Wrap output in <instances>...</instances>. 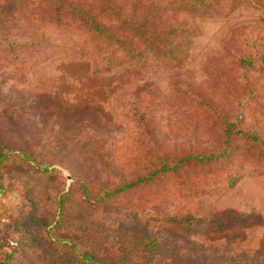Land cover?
I'll return each mask as SVG.
<instances>
[{"label": "rangeland", "instance_id": "obj_1", "mask_svg": "<svg viewBox=\"0 0 264 264\" xmlns=\"http://www.w3.org/2000/svg\"><path fill=\"white\" fill-rule=\"evenodd\" d=\"M106 1L68 0L104 9L92 42L56 2L0 0V264H264V5L143 39L136 0Z\"/></svg>", "mask_w": 264, "mask_h": 264}, {"label": "trees", "instance_id": "obj_2", "mask_svg": "<svg viewBox=\"0 0 264 264\" xmlns=\"http://www.w3.org/2000/svg\"><path fill=\"white\" fill-rule=\"evenodd\" d=\"M94 4H96V7L100 4L106 5L108 1L106 0H92ZM148 0H136V32L137 34L141 29L144 30L142 33V38L143 39H150V35H154L155 31L152 29V27L155 26V24H167L169 25V28H173L169 22L174 18V16L178 13H185L188 15H204V14H209L208 12L211 13H216L218 12L217 10V5L221 2V0H167L164 2L163 0L159 1L160 4L157 6H146L144 5V2ZM52 2H56V5H52L53 7L51 8L52 13L55 15V18H58L61 15H64L68 13L71 18L75 19L77 22L80 24L79 27L85 31L89 37V39L93 41H100V40H107L108 38H111V34L106 31L104 28L103 24L101 21L98 19V16H100L103 12L104 9H101L99 7L97 9V12L94 13L92 12V8H88L86 10L82 9V7L79 4H70L68 3V0H50V4ZM249 0H232L230 3L229 7L227 5H221L220 7L228 8V11H233L237 8L238 5L240 4H247L249 3ZM163 3L170 5V8L167 10L172 11L171 14L172 16L168 18L165 16V10H166V5H163ZM152 4V3H151ZM254 5H264V0H253ZM153 5V4H152ZM50 7V6H49ZM108 8V7H106ZM159 8H161L159 10ZM222 9V10H223ZM159 10V12L157 11ZM66 12V13H65ZM135 17H132L130 20H134ZM149 28V30H148ZM150 31V32H149ZM174 29H171V31H168L167 35H172L174 33ZM114 40V39H113ZM117 41V39H115ZM115 41V42H116ZM114 42V43H115ZM31 43L29 42H22V43H17L16 46L19 48ZM236 61H243L242 57H237ZM224 135L229 132V130H225ZM227 140V139H226ZM226 141H224L225 143ZM224 154V151L222 153H219L218 155H210V156H202V155H185L180 157L173 165L172 168H175L176 166H181L184 164H188L189 162H194L196 164L198 163H205L206 161H212V160H217L219 159L222 155ZM168 165L163 164L159 171H154L153 173H158V172H167L168 171ZM152 173V174H153ZM151 177L150 175H147L146 177H137L135 181H130L126 184H124L120 188L115 189V193H120L125 189H129L133 186H137L139 184H142L146 181L149 180ZM105 195H110V193H106Z\"/></svg>", "mask_w": 264, "mask_h": 264}]
</instances>
